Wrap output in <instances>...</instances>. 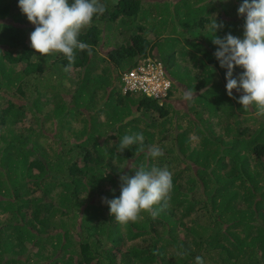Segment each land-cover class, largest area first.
Here are the masks:
<instances>
[{
    "label": "trees",
    "instance_id": "trees-1",
    "mask_svg": "<svg viewBox=\"0 0 264 264\" xmlns=\"http://www.w3.org/2000/svg\"><path fill=\"white\" fill-rule=\"evenodd\" d=\"M99 2L105 13L78 36L92 46L91 55L105 44L103 29L116 22V9H143L142 0ZM242 2L229 0L225 9L214 0L213 14L224 22L218 37L243 38ZM18 3L0 0V264H195L197 256L204 264H264V117L255 115V105L237 103L242 92L227 95L226 69L213 55L212 40L186 42L189 61L184 54L180 64L189 73L179 79L197 94L191 107L178 110L167 101L173 89L181 91L164 64L171 89L162 104L111 89L107 73L113 68L121 74L147 55L155 58L151 32L142 29L145 19L121 20L128 24L125 38L112 43L99 66L87 50H76L65 72L62 53L41 56L31 48L35 26ZM212 19L200 21L201 28L209 31ZM242 72L235 67L233 78ZM93 83L105 87L92 107L98 117L94 124L87 120L90 131L86 123L70 129L60 118ZM105 94L111 107L102 112ZM124 105L129 116L120 117ZM136 133L163 156L151 158L138 144L118 151L121 138ZM105 135L111 145L108 138L101 142ZM153 165L173 174L168 206L155 219L142 212L143 219L118 223L102 198L119 197L121 175L131 178ZM180 249L186 255H178Z\"/></svg>",
    "mask_w": 264,
    "mask_h": 264
},
{
    "label": "clouds",
    "instance_id": "clouds-1",
    "mask_svg": "<svg viewBox=\"0 0 264 264\" xmlns=\"http://www.w3.org/2000/svg\"><path fill=\"white\" fill-rule=\"evenodd\" d=\"M18 7L27 21L35 26L30 34V46L41 56L62 53L68 64L65 72L72 69L76 60V50H87L92 54V46L78 39L81 30L90 26L93 17L105 13L106 8L99 0H19ZM238 15L245 18L243 38L226 34L216 35L224 28L217 15L208 25L213 33L212 43L217 46L214 57L222 69H226V92L230 98L233 90L243 94L237 100L244 109L255 105V115L264 117V0H243L238 7ZM240 67L243 72L233 78V69ZM122 74V73H121ZM135 94V93H134ZM193 88L184 91V99H194ZM139 145L138 151L147 148L151 158L163 156L156 145H145L143 133L124 135L118 146L121 153L132 145ZM120 195L111 200L102 198L115 220L126 225L143 219L141 213L148 212L153 219L168 206L173 191V174L165 167L141 166L135 175L120 176ZM160 206V207H156ZM178 255H186L180 249ZM195 264H204L201 256L195 257Z\"/></svg>",
    "mask_w": 264,
    "mask_h": 264
},
{
    "label": "rangeland",
    "instance_id": "rangeland-1",
    "mask_svg": "<svg viewBox=\"0 0 264 264\" xmlns=\"http://www.w3.org/2000/svg\"><path fill=\"white\" fill-rule=\"evenodd\" d=\"M217 1L220 3V5L223 4L225 9L229 7V0ZM213 6L214 0H150L142 11H129L132 8V5L127 6L120 11L116 9L115 12L117 14H115L117 19L114 20L116 22H111L110 24H108L106 26V31L105 29H103V39H101V41H103L105 38L107 41H103V43L106 44H104L102 47H96V54L90 56L91 64L99 66V64L101 63V58H107V51L111 48V45H114L115 42H120V40H123L125 38L126 34L124 28L128 24L121 22V20L126 19L129 16L131 20L142 17L147 21L146 23H144L143 21L141 22L143 24L142 29L145 31L146 35L151 32L150 37L148 36L147 39L148 41H150V44H152V54L155 55V58L160 59L163 62L167 69V72L170 75V78L178 82L176 83V86L179 87L181 91L180 94L178 92V89H173V93L171 94V97L168 98L167 102L171 103L174 109L178 110H182L184 108L186 109L188 106L191 107L192 100L184 99V91L187 90L186 81H180L181 79H179L181 73L188 74L189 71L181 68L180 63L185 54L183 53V50L187 49V47L188 49H190V47L186 43L188 42V40L192 42H195V40H199V42L201 43H208L210 42L209 39L212 40L213 33L210 30L206 31L207 29L203 30L201 28L203 24L200 21H202L206 17H211L213 15V13L215 12ZM114 8L115 7H111V9ZM124 11L126 13H124ZM189 13L190 17L186 19V16ZM134 22L135 23L133 24V26L137 28V25L139 23L137 21ZM117 23L118 25H115ZM114 25L115 27H113ZM205 28H208V26H206ZM174 30H176V33L173 32ZM199 49L204 51L203 46L199 47ZM185 56L187 57L186 54ZM187 59L189 61L188 57ZM120 70V68H113L107 73L110 80L111 89L113 91H117V93L119 94H121V81L119 77V75L121 76V74L119 73ZM217 78L218 79L216 80L220 81V77ZM182 80L187 79L182 78ZM192 81L194 80L192 79ZM114 82L115 84H118V86H113ZM98 83H93L90 85V88L88 90L81 91L80 95L78 96L79 103L76 105L71 104L73 106L67 108V114L60 118V121H62L63 118V121L65 123H69L68 126H70V129H81L83 123H86L87 130L90 131V129L88 128L87 120L92 119L91 122L92 124H94V118L97 119L98 117L94 114L95 112L94 109L92 110V107L99 105L100 99L104 95L105 87ZM194 93L195 95L197 94L195 91ZM122 96V99L126 101L127 98H125L124 95ZM137 96L142 95L138 94ZM107 98L108 94H105L102 102V104L104 103L102 106V112H105L107 107H111L108 106L110 100H107ZM134 106L135 105H133V107ZM79 107L87 109V113H78ZM120 111L122 115L120 117L127 116L130 112L128 111V107L126 105L122 106ZM100 121H103V118L100 119L99 122ZM120 131L122 132V130ZM110 133L111 132L109 131L108 134ZM105 138H108V143L111 145L113 139L111 137H108L107 135L102 138L101 142L103 143L105 141ZM2 218H5V215H3Z\"/></svg>",
    "mask_w": 264,
    "mask_h": 264
},
{
    "label": "built area",
    "instance_id": "built-area-1",
    "mask_svg": "<svg viewBox=\"0 0 264 264\" xmlns=\"http://www.w3.org/2000/svg\"><path fill=\"white\" fill-rule=\"evenodd\" d=\"M122 94H141L162 104L167 100L171 81L166 76L163 63L146 56L120 76Z\"/></svg>",
    "mask_w": 264,
    "mask_h": 264
},
{
    "label": "crops",
    "instance_id": "crops-1",
    "mask_svg": "<svg viewBox=\"0 0 264 264\" xmlns=\"http://www.w3.org/2000/svg\"><path fill=\"white\" fill-rule=\"evenodd\" d=\"M112 1H113V0H112ZM149 1H150V0H142V2H141V7L144 8V7L147 5V3H148ZM108 2H109V0H108ZM141 7H140V8H141ZM142 10H143V9H142ZM139 11H141V10H139ZM140 22H141V21H140ZM103 41L105 42V41H107V40L104 38ZM103 41H102V42H103ZM105 44H106V43H105ZM112 46H113V45H111V47H112Z\"/></svg>",
    "mask_w": 264,
    "mask_h": 264
}]
</instances>
